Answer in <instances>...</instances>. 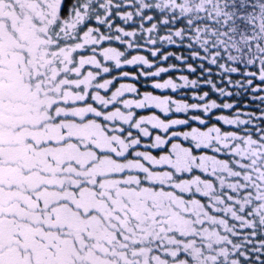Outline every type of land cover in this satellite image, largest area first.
<instances>
[{"label":"snow or ice","instance_id":"snow-or-ice-1","mask_svg":"<svg viewBox=\"0 0 264 264\" xmlns=\"http://www.w3.org/2000/svg\"><path fill=\"white\" fill-rule=\"evenodd\" d=\"M0 264H264V0H0Z\"/></svg>","mask_w":264,"mask_h":264}]
</instances>
